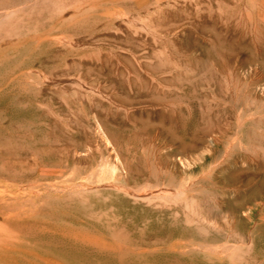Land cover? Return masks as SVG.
Here are the masks:
<instances>
[{"label":"rangeland","instance_id":"rangeland-1","mask_svg":"<svg viewBox=\"0 0 264 264\" xmlns=\"http://www.w3.org/2000/svg\"><path fill=\"white\" fill-rule=\"evenodd\" d=\"M1 201L0 264H264V0H0Z\"/></svg>","mask_w":264,"mask_h":264},{"label":"bare ground","instance_id":"bare-ground-1","mask_svg":"<svg viewBox=\"0 0 264 264\" xmlns=\"http://www.w3.org/2000/svg\"><path fill=\"white\" fill-rule=\"evenodd\" d=\"M88 147H89V146H88ZM56 192H57V191H56ZM130 193H132V192H130ZM147 193H148V192H147ZM139 194H140V192H139ZM151 194H152V193H151ZM133 195H134V191H133ZM137 195H138V193H137ZM140 195H142V194H140ZM144 195H145V194H144ZM147 195H148V194H147ZM3 196H4V195H3ZM135 196H136V195H135ZM2 198H3V197H2ZM0 203H2V201H1ZM0 207H1V206H0ZM0 209H2V207H1ZM3 210H4V209H3ZM3 212H4V211H3ZM3 212H1V213H3ZM1 213H0V214H1ZM5 217H6V216H5ZM7 217H8V216H7ZM4 223H5V221H4ZM210 225H211V224H210ZM213 225H214V224H213ZM0 227H1V223H0ZM3 227H5V226L3 225ZM209 228H210V226L208 227V229H209ZM5 229H6V227H5ZM0 230L2 231V229H0ZM4 232H5V231H4ZM1 234H2V232H1ZM205 235H207V234L205 233ZM215 235H216V234H215ZM2 236H3V235H2ZM8 237H9V236H8ZM11 238H12V237H11ZM205 239H206V238H205ZM212 239H213V238H212ZM214 239H215V238H214ZM7 240H10V238L7 239ZM7 240H6V241H7ZM216 240H217V239H216ZM11 241H12V240H11ZM211 241H212V240H210V242H211ZM2 242H3V240H2ZM17 242H18V241H17ZM19 242H20V241H19ZM216 242H217V241H216ZM0 243H1V241H0ZM11 243H12V242H11ZM212 243L215 244L213 241H212ZM5 244H6V243H5ZM7 244H8V242H7ZM210 244H211V243H210ZM0 246H1V245H0ZM6 246H7V245H6ZM169 246H170V245H169ZM8 247H9V246H8ZM216 247H217V246H216ZM227 248H228V247H227ZM227 248H226V249L224 248V250L227 251ZM211 249H212V248H211ZM211 249H210V250H211ZM216 249H217V248H216ZM221 249H222V248H221ZM11 250H12V249H11ZM207 250H209V249H207ZM214 250H215V249H214ZM214 250H213V251H214ZM218 250H219V247H218ZM222 250H223V249H222ZM216 252H217V251H216ZM223 252H224V251H223ZM238 252H239V251H238ZM201 253H202V252H201ZM203 253H206V252H203ZM213 253H214V252H213ZM227 253H228V252H227ZM219 254H221V252H220ZM222 254H223V253H222ZM224 254H225V253H224ZM230 254H231V253H230ZM204 255H206V254H204ZM214 255H216V254H214ZM225 255H227V254H225ZM225 255H224V257H225ZM231 256H232V255H231ZM231 256H229V257H231ZM234 256L237 258L236 254L233 255L232 257L235 258ZM224 257H223V258H224ZM236 258H235V259H236ZM255 258H256V257H255ZM216 259H217V258H216ZM237 259H238V258H237ZM207 260H208V258H207ZM219 260H220V259H219ZM231 260H232V259H231ZM239 260H240V258H239ZM232 261H235V260L233 259ZM236 261H237V260H236ZM260 261H261V260H260ZM263 261H264V260H263ZM214 262H216V261H214ZM221 262H222V261H221ZM244 262H245V261H244ZM258 262H259V260H258ZM216 264H217V262H216ZM223 264H224V263H223ZM257 264H258V263H257Z\"/></svg>","mask_w":264,"mask_h":264}]
</instances>
